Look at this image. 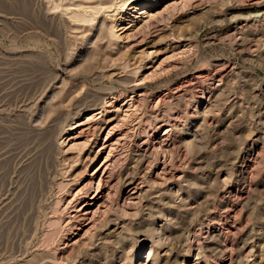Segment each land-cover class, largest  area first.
I'll list each match as a JSON object with an SVG mask.
<instances>
[{
  "label": "rangeland",
  "instance_id": "374dc122",
  "mask_svg": "<svg viewBox=\"0 0 264 264\" xmlns=\"http://www.w3.org/2000/svg\"><path fill=\"white\" fill-rule=\"evenodd\" d=\"M98 95L126 130L83 218L77 184L108 150L84 154L77 123ZM198 257L264 264V0H0V264Z\"/></svg>",
  "mask_w": 264,
  "mask_h": 264
},
{
  "label": "bare ground",
  "instance_id": "6f19581e",
  "mask_svg": "<svg viewBox=\"0 0 264 264\" xmlns=\"http://www.w3.org/2000/svg\"><path fill=\"white\" fill-rule=\"evenodd\" d=\"M65 1V0H64ZM71 1V0H70ZM158 1V0H157ZM88 2V1H86ZM45 3V2H44ZM107 3V2H106ZM80 4V3H79ZM82 4V3H81ZM80 4V5H81ZM84 4V3H83ZM58 5V4H57ZM60 5V4H59ZM66 5V4H65ZM56 7V3L54 5ZM61 7V6H60ZM99 7V6H98ZM101 7V6H100ZM134 7H137L136 5ZM140 8V7H139ZM93 9V8H92ZM141 13L145 14L149 12L146 6L140 8ZM98 10V9H97ZM57 19V18H56ZM82 19V18H81ZM86 19V18H85ZM84 19V20H85ZM87 20V19H86ZM54 27V26H53ZM79 27V26H78ZM63 29V28H62ZM60 31V30H59ZM58 36V35H57ZM60 36V35H59ZM61 39V38H60ZM64 44V42H63ZM103 48V47H102ZM137 69V68H134ZM136 71V70H135ZM136 74V73H135ZM136 76V75H135ZM206 76V75H205ZM135 78V77H134ZM134 80V79H133ZM140 80V79H139ZM142 85V84H141ZM204 86V85H203ZM89 91V90H88ZM87 91V92H88ZM143 92V91H142ZM203 93V91H202ZM100 95V94H99ZM98 95V96H99ZM140 95V94H139ZM114 96V95H113ZM170 96V95H169ZM100 97V98H99ZM93 100L94 106H100L101 110L95 109L92 114H89L85 120H81L78 124L79 133L78 136H81L89 141L91 148L89 152L85 151L84 154L87 153V156L92 155L91 153L98 147L96 150L97 153L106 152L103 160L93 169L92 172L87 174L85 177L82 178L80 183L77 184V187L80 189H85L86 194L83 196V200L78 198L74 203V208L77 209V213L80 217L88 218L93 217L95 212L105 205L104 203L107 201L106 197L107 194L114 191V186L117 181L116 173H114L117 166L120 165V152L117 151V145L121 142V136L125 134L126 129L120 128V124L118 122V114L120 108L115 107V103L110 99L107 101L103 100V96H99ZM87 98V97H86ZM164 98V97H163ZM82 102V101H81ZM92 102V101H91ZM164 102V101H163ZM79 103V102H78ZM142 106V105H140ZM120 107V106H119ZM91 108V107H90ZM98 108V107H97ZM75 110V109H74ZM102 113L101 115H99ZM60 114V113H59ZM153 114V113H152ZM62 115V114H61ZM159 117V116H158ZM56 121V120H55ZM147 121V120H146ZM69 122V121H68ZM121 122V121H120ZM183 122V121H182ZM210 122V121H209ZM208 122V123H209ZM149 123V122H148ZM55 124V123H54ZM159 124V123H157ZM53 125V124H52ZM133 127V126H132ZM159 125L158 128H160ZM49 130V129H48ZM133 130V129H132ZM168 130V129H167ZM146 131V130H145ZM169 132V131H168ZM167 132V133H168ZM127 133V132H126ZM129 135V134H128ZM166 135V134H165ZM165 135L159 134V129L154 132V142L153 147L157 144L164 145ZM137 136V135H136ZM167 137V136H166ZM152 138V139H153ZM78 141V140H77ZM82 141V140H81ZM78 144V143H77ZM119 146V145H118ZM149 146V142L147 143ZM146 147V146H145ZM163 147V146H162ZM124 148V147H123ZM152 148V146H151ZM166 148V147H165ZM162 151V150H161ZM82 153V154H83ZM122 153V152H121ZM251 153V152H250ZM94 154V153H93ZM53 157V156H52ZM147 161V160H146ZM73 162V161H72ZM70 165V164H69ZM158 165L160 163L158 162ZM158 165L154 167L150 171V177L152 179H159L160 174L158 171ZM123 166V165H122ZM68 168V167H67ZM163 168V165H162ZM64 169V168H63ZM164 169V168H163ZM252 169V168H251ZM35 171V170H34ZM54 173V172H53ZM148 175V176H149ZM167 176V175H166ZM123 179V178H122ZM60 180V179H59ZM66 181V180H65ZM74 181V180H73ZM158 181V180H157ZM97 182V183H96ZM95 183L98 185L95 189L93 184ZM99 183V184H98ZM65 185V184H64ZM92 185V186H91ZM249 186V185H248ZM64 187V186H63ZM76 188V190H78ZM94 189V190H93ZM84 190V191H85ZM83 191V192H84ZM139 192V181L138 179L131 177L129 178L122 190L120 191V196L124 199L128 198H137ZM74 194V193H73ZM85 196H88L86 198ZM70 198V197H69ZM136 200V199H135ZM134 200V201H135ZM120 202V201H119ZM172 202V201H171ZM191 203V202H190ZM123 206V205H122ZM57 207V206H56ZM231 208V206H230ZM62 210V209H60ZM102 210V209H101ZM76 213V212H75ZM76 213V215H77ZM97 213V212H96ZM78 215V217H79ZM94 218V217H93ZM96 218V217H95ZM67 219V218H66ZM234 221V220H233ZM232 223V222H231ZM92 224V223H91ZM90 225V224H89ZM229 229V228H228ZM230 231V230H229ZM217 232V231H216ZM71 238V237H70ZM243 238V237H242ZM230 247V246H229ZM231 248V247H230ZM149 255H153V251H149ZM147 254V256H149ZM230 256V255H229ZM154 257V256H153ZM213 258V257H212ZM202 257H198L193 263L191 264H202Z\"/></svg>",
  "mask_w": 264,
  "mask_h": 264
}]
</instances>
